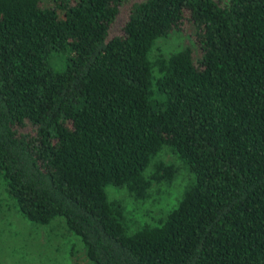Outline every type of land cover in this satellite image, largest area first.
Segmentation results:
<instances>
[{
    "label": "trees",
    "instance_id": "obj_1",
    "mask_svg": "<svg viewBox=\"0 0 264 264\" xmlns=\"http://www.w3.org/2000/svg\"><path fill=\"white\" fill-rule=\"evenodd\" d=\"M0 183L82 264H264V0H0Z\"/></svg>",
    "mask_w": 264,
    "mask_h": 264
},
{
    "label": "rangeland",
    "instance_id": "obj_2",
    "mask_svg": "<svg viewBox=\"0 0 264 264\" xmlns=\"http://www.w3.org/2000/svg\"><path fill=\"white\" fill-rule=\"evenodd\" d=\"M189 39L185 31L173 33L158 39L156 46L161 53H167L189 44ZM175 194L176 190L172 188L169 198L164 197L157 209H168L173 204ZM4 197L0 183V264H64L63 260L71 264H82L80 252L75 251L76 246L72 245L71 239L61 244L59 238L54 236L56 229H52V224H29L9 206ZM127 203L128 207L135 205L130 200ZM147 207V203H136L134 212L139 215Z\"/></svg>",
    "mask_w": 264,
    "mask_h": 264
}]
</instances>
